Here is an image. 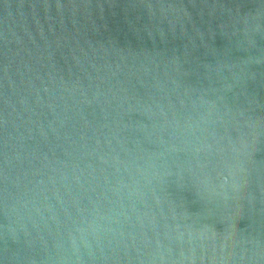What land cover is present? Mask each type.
<instances>
[{
  "label": "water",
  "instance_id": "1",
  "mask_svg": "<svg viewBox=\"0 0 264 264\" xmlns=\"http://www.w3.org/2000/svg\"><path fill=\"white\" fill-rule=\"evenodd\" d=\"M0 264H264V0H0Z\"/></svg>",
  "mask_w": 264,
  "mask_h": 264
}]
</instances>
